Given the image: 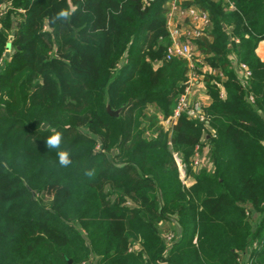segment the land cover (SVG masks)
Here are the masks:
<instances>
[{"label":"trees","instance_id":"trees-1","mask_svg":"<svg viewBox=\"0 0 264 264\" xmlns=\"http://www.w3.org/2000/svg\"><path fill=\"white\" fill-rule=\"evenodd\" d=\"M169 1L0 0V264H264V0L182 2L218 74L203 120L166 128L189 71L166 59Z\"/></svg>","mask_w":264,"mask_h":264},{"label":"built area","instance_id":"built-area-1","mask_svg":"<svg viewBox=\"0 0 264 264\" xmlns=\"http://www.w3.org/2000/svg\"><path fill=\"white\" fill-rule=\"evenodd\" d=\"M223 1H225L224 3H228L229 7L233 9L232 3L227 0ZM182 2H184V0H171L167 3L166 28L171 39V44L167 48L166 59L170 60L172 58H179L187 61L189 71L187 74V84L184 94L179 98L172 116L164 121L166 128H170L182 112H187L189 116L198 118L200 121L203 120V117L199 112L201 106L198 104H195L194 106L191 105L192 103L189 100L190 89L199 76L203 79L204 74H212L216 76L218 74L206 65L204 58L198 54L193 43L187 41L185 43L180 42L181 34L178 26H176L177 24H175L176 19L178 20L183 17L188 21L191 28L190 38L192 40L202 39L211 26L209 16L205 11L198 7L183 8ZM4 9L3 7H0V18L4 15ZM196 64L198 67L195 66ZM237 71L245 77L250 76V72L243 64L237 66ZM221 96H223V93H221ZM191 166L194 171L204 167V156L202 153H199L198 148H196V152L191 158Z\"/></svg>","mask_w":264,"mask_h":264},{"label":"rangeland","instance_id":"rangeland-1","mask_svg":"<svg viewBox=\"0 0 264 264\" xmlns=\"http://www.w3.org/2000/svg\"><path fill=\"white\" fill-rule=\"evenodd\" d=\"M215 1H217V0H215ZM219 1V0H218ZM223 1V0H222ZM228 2H231L230 0H227ZM223 2H225V1H223ZM166 10H168V6H166ZM175 24H177L176 26H178V28H179V30H180V34H181V37H180V42H191V43H194V42H196V41H198V40H192L191 38H190V31H191V28H190V26H189V23H188V21L187 20H185L183 17L182 18H180V19H176V21H175ZM188 38V39H187ZM203 80V79H202ZM197 102H194V103H192L191 105H195ZM146 112H147V114H151V112H152V107L151 106H148L147 107V109H146ZM204 166L206 167L207 166V163H206V160L204 159ZM179 172H180V177H181V179H183L184 180V183L185 184H187V179H186V177L184 178V169L182 168V166L181 165H179ZM254 221H256L255 219H254ZM252 222V226H253V228H255V226H256V223L257 222ZM161 232H162V234L165 236V239H166V241L167 242H170V240L172 239V237H173V234H172V232H173V227L169 224V223H162V225H161ZM248 256V252H246L244 255H241V257L243 258V259H246V257Z\"/></svg>","mask_w":264,"mask_h":264},{"label":"crops","instance_id":"crops-1","mask_svg":"<svg viewBox=\"0 0 264 264\" xmlns=\"http://www.w3.org/2000/svg\"><path fill=\"white\" fill-rule=\"evenodd\" d=\"M255 53L258 59L264 62V41L258 43ZM189 100L191 103L197 102L196 104L200 106H208L210 104L211 101L205 92V87L202 82L201 76H199L198 79L195 81V83L192 85L190 89ZM185 177L186 175H184V178ZM186 179L188 185L193 182L191 178H186Z\"/></svg>","mask_w":264,"mask_h":264},{"label":"clouds","instance_id":"clouds-1","mask_svg":"<svg viewBox=\"0 0 264 264\" xmlns=\"http://www.w3.org/2000/svg\"><path fill=\"white\" fill-rule=\"evenodd\" d=\"M61 16H66L67 14L64 12L60 13ZM62 143V137L60 133H55L49 136L46 140L47 147L49 149H56L58 156V163L61 167H67L72 163L70 154L68 151L60 150V146ZM86 175H91V171L85 173Z\"/></svg>","mask_w":264,"mask_h":264},{"label":"water","instance_id":"water-1","mask_svg":"<svg viewBox=\"0 0 264 264\" xmlns=\"http://www.w3.org/2000/svg\"><path fill=\"white\" fill-rule=\"evenodd\" d=\"M229 46H230V44H229ZM7 48H9V47H7ZM107 112L111 116H117L118 115V112H112L108 107H107Z\"/></svg>","mask_w":264,"mask_h":264}]
</instances>
